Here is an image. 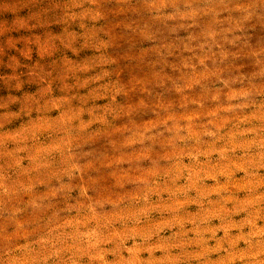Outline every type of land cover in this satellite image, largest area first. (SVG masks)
<instances>
[{"label":"clouds","instance_id":"obj_1","mask_svg":"<svg viewBox=\"0 0 264 264\" xmlns=\"http://www.w3.org/2000/svg\"><path fill=\"white\" fill-rule=\"evenodd\" d=\"M0 10V264H264V0Z\"/></svg>","mask_w":264,"mask_h":264},{"label":"rangeland","instance_id":"obj_2","mask_svg":"<svg viewBox=\"0 0 264 264\" xmlns=\"http://www.w3.org/2000/svg\"><path fill=\"white\" fill-rule=\"evenodd\" d=\"M5 0H0V4L4 3ZM33 10H36L35 7H29V8H23L21 11H20V15L21 16H25V15H28L30 14L31 11ZM16 18V14L15 13H11V12H8L6 10H0V25H8L10 24L14 19ZM54 31H59L60 29L57 27V28H54L53 29ZM12 35H15V36H23V35H28L29 33L25 32V31H20V32H14V33H11ZM0 39H3V38H0ZM20 47H23V45H19ZM12 54H17L15 53L14 51L12 52ZM69 55H72L71 53H69ZM38 56H36V54L34 53V56H33V60L37 59ZM73 58H75L73 56ZM6 59V57H5ZM23 59V58H22ZM0 71H3V72H7V71H10V69H6V68H0ZM25 90L26 91H35L36 90V86L35 85H26L25 86ZM7 94V91L6 89H3L2 87H0V95H5ZM14 94H19V93H14ZM242 175V174H240ZM209 183H211V181H209ZM192 211H195L196 208L195 206H192V208L190 209ZM214 223H218V221H214ZM222 235V233H220ZM159 255V253H158ZM215 258V256L213 257ZM109 259H111V257H109ZM49 264H55V261H50Z\"/></svg>","mask_w":264,"mask_h":264}]
</instances>
